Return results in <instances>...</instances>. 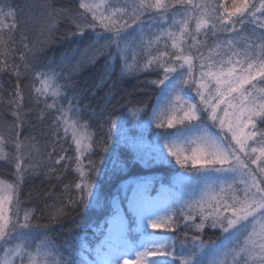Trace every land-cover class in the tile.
<instances>
[{
    "label": "snow or ice",
    "instance_id": "6c2138e0",
    "mask_svg": "<svg viewBox=\"0 0 264 264\" xmlns=\"http://www.w3.org/2000/svg\"><path fill=\"white\" fill-rule=\"evenodd\" d=\"M39 8L38 35L30 40L21 32L18 41L17 8L0 0V74L16 78L7 95L0 91V170L12 177L0 178V264H264V0H76L74 7L42 0ZM89 33L88 46L55 67L37 63L45 48ZM101 58L100 85L113 76L157 74L148 84L160 90V103L147 120L143 108L130 110V117L141 120L138 127L161 130L157 140L167 156L186 172L191 165L195 181L181 178L187 195L163 212L159 196L149 194L152 178L126 181L92 238L57 246L33 222L34 210H22L20 194L32 177L62 183L72 172L78 179L63 187H74L77 197L56 206L50 219L80 204L98 205L91 122L111 140L118 121L103 107L81 106L75 77ZM34 120L49 121L43 148ZM119 135L121 143L131 140L124 130ZM100 150L107 153L109 145ZM153 151L164 161L160 145ZM151 158L140 162L149 166ZM145 224L182 230L184 238L146 234ZM206 229L220 235L205 241Z\"/></svg>",
    "mask_w": 264,
    "mask_h": 264
},
{
    "label": "trees",
    "instance_id": "16d2710c",
    "mask_svg": "<svg viewBox=\"0 0 264 264\" xmlns=\"http://www.w3.org/2000/svg\"><path fill=\"white\" fill-rule=\"evenodd\" d=\"M56 2L61 6L74 7L76 5V0H56ZM12 3L17 8V18L20 22V28L17 31L18 41L21 32L27 34L30 40L34 39L39 33L41 19L39 5L42 0H12ZM66 29L67 25L62 24L60 26L61 33H64ZM92 36L93 34L89 33L84 37L77 36L59 40L58 43L37 54V63L41 66L51 64L55 67L62 57L70 55L73 50L82 51L86 48L91 42ZM17 47L23 51L19 42ZM77 58L79 57L77 56ZM103 70L104 59L101 58L95 65L83 68L75 77L77 85L75 92L81 99V106H88L89 109H95L96 112H100L101 107H103L105 115L111 113L118 121V131L113 134L111 140L107 139L105 129L100 128L97 122H91L96 133L95 151L91 154V158L97 162L100 169L99 174L92 177L93 182L97 185L94 191L98 193L100 198L98 205L86 208L80 204L67 208V214L58 221L53 222L50 219V214L54 212L56 206L67 204L69 196L74 199L77 197L74 187H70L68 190L63 187L73 184L78 179L72 172L66 174L62 183L57 181L54 176L51 178H45L43 175L32 177L24 184L20 194L22 210H34L35 219L33 222L40 225L39 231H46L48 238L57 246L66 247L73 243L77 237L92 238L93 229L111 212L110 200L113 195L118 194L117 190L126 181L137 177H150L152 178L150 194L164 193L176 204V197L185 196L179 186H176V179L186 173L193 172L191 165L186 172L175 164L174 158L164 154V161L151 158L148 161L149 166H144L140 162V158L147 154L146 151L149 148L157 145L162 147L163 144L162 141L157 140L161 130L156 129L154 125L150 124L146 128L138 127L141 120H147L151 115L153 106L159 103L157 96L160 90L158 88L153 89L148 84V81L158 78L157 74L155 72L141 73L122 79L113 76L107 83L100 85ZM15 79L8 74H0V91H3L4 95H7L9 90L13 88ZM25 94H28L27 89ZM63 103L67 106V101ZM32 106L34 107V105ZM141 108L145 109V112L141 114V120L133 122L130 117V110ZM5 117L8 118L7 113H5ZM33 122L36 123L34 134L37 136L39 145L43 148L45 137L41 135V132L47 131L46 124L49 121H45L43 124L35 120ZM121 130L126 131V135L131 140H125L121 143L119 135ZM212 131L215 132L213 129ZM137 141L138 145H136ZM141 141L143 144L146 143L143 150L139 146ZM105 142L109 145L107 153L100 150ZM72 154L74 155V152ZM101 157H103V162H101ZM133 160L137 162L131 163ZM0 178L12 179L10 171L0 170ZM162 189L166 191L162 192ZM48 193L52 195L49 196ZM175 204L173 205L175 206ZM178 219L181 218L178 217ZM45 225L47 228L44 227ZM191 234L189 232V237ZM132 235L133 233H130V236ZM219 235L217 230L206 229L203 239L205 241L216 240ZM171 236L183 239L184 232L178 230L171 233Z\"/></svg>",
    "mask_w": 264,
    "mask_h": 264
},
{
    "label": "rangeland",
    "instance_id": "374dc122",
    "mask_svg": "<svg viewBox=\"0 0 264 264\" xmlns=\"http://www.w3.org/2000/svg\"><path fill=\"white\" fill-rule=\"evenodd\" d=\"M187 95L190 96V97H195L194 92H192L191 90H188L187 91ZM195 99H196V102H199L198 101V98H195ZM159 103H160V101H159ZM213 130L214 131H217V129H213ZM136 145H138V141L136 142ZM139 146H141L142 147L141 150H143L144 149L143 147L146 146V143L144 142V144H143L142 141H141V144ZM155 147H151V148H149L146 151L147 154H150L151 155V157H152L153 160H155V156H156V153L153 151V149ZM160 148H161L162 154L167 155L166 150H164L163 147H160ZM193 172H194V169H193ZM187 175H189V173H186L183 176H179L176 179V183H177L176 186H179L180 190L183 191V193L185 194V196L187 195V193L185 192V189H184V186H183V183H182V179L181 178H185V179L190 180V181H193V182L195 181V176H192V177L188 176L187 177ZM193 187L196 188L197 190L199 188V186L198 185H195L194 183H193ZM150 195L152 197H154V198L157 197V196H159V199L157 200V205H158V210L159 211L163 212L168 207H174L173 204H175V203H173V201H171V198L169 196H167L166 194H164V193H155V194H150ZM129 227L132 228V227H135V225L134 224H130ZM144 231H145L146 234H149V235H158V236H162V237H172L170 232L169 233H165V232H160V231H154L151 228H148L146 224H145ZM129 238L131 240L135 241V240H137L139 238V235L136 234V233H133V235L132 236H129Z\"/></svg>",
    "mask_w": 264,
    "mask_h": 264
}]
</instances>
